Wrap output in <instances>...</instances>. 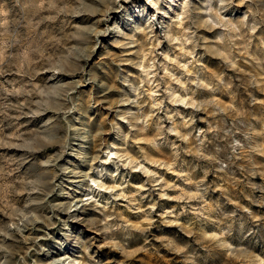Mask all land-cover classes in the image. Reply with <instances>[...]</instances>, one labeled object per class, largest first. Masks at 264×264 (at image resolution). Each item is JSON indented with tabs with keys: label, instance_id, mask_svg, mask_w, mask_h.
I'll return each instance as SVG.
<instances>
[{
	"label": "rangeland",
	"instance_id": "1",
	"mask_svg": "<svg viewBox=\"0 0 264 264\" xmlns=\"http://www.w3.org/2000/svg\"><path fill=\"white\" fill-rule=\"evenodd\" d=\"M0 264H264V0H0Z\"/></svg>",
	"mask_w": 264,
	"mask_h": 264
}]
</instances>
